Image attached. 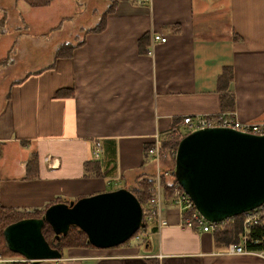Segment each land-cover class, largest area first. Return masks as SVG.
<instances>
[{
    "label": "crops",
    "instance_id": "1",
    "mask_svg": "<svg viewBox=\"0 0 264 264\" xmlns=\"http://www.w3.org/2000/svg\"><path fill=\"white\" fill-rule=\"evenodd\" d=\"M50 1L34 8L41 14L53 8L56 0ZM85 1L71 0L50 37H29L22 16L15 22L22 31L3 29L0 0V60L11 58L0 67L3 207L43 210L142 177L154 180L173 163L146 157L145 149L187 115L232 113L243 123L264 122V0H114L103 29L84 33L71 57L46 67L68 41L55 39L57 31L83 18L95 25L107 0ZM22 2L10 3L20 8ZM153 33L166 40L152 42ZM144 34L148 51L138 50ZM225 67L232 70L233 96L226 111L216 87ZM96 140L98 159L92 158ZM161 207L167 223L149 226L142 241L67 247L59 259L25 264H264V256L225 253L214 233L180 226L169 201L162 199ZM7 257L0 255V264L27 261Z\"/></svg>",
    "mask_w": 264,
    "mask_h": 264
},
{
    "label": "water",
    "instance_id": "2",
    "mask_svg": "<svg viewBox=\"0 0 264 264\" xmlns=\"http://www.w3.org/2000/svg\"><path fill=\"white\" fill-rule=\"evenodd\" d=\"M173 175L203 219L219 222L248 212L264 202V134L231 127H204L183 135L174 153ZM40 217L5 226L11 253L31 262L62 257L44 239L42 224L55 239L78 227L87 241L109 248L146 227L138 199L126 187L49 205Z\"/></svg>",
    "mask_w": 264,
    "mask_h": 264
},
{
    "label": "trees",
    "instance_id": "3",
    "mask_svg": "<svg viewBox=\"0 0 264 264\" xmlns=\"http://www.w3.org/2000/svg\"><path fill=\"white\" fill-rule=\"evenodd\" d=\"M27 4L33 6V7H39V6H47L50 4V0H23ZM111 5L104 11V14L101 18V21L99 24H97L95 27L88 29L86 32L90 31H99L104 28L105 24V17L106 15L113 10L114 7V0H111ZM85 32V33H86ZM148 38L147 35H143L139 39V47L140 51H148ZM147 42V45L143 46V41ZM81 44V40L77 41L75 44L64 42L57 46L55 52L53 53V61L46 67H52L57 61V59L60 58H68L72 56V51L76 48L77 45ZM11 62V58L8 56L4 59L0 60V67L6 66ZM232 70L230 67H225L224 70H222L217 78V91L220 95V102L222 109L224 111L226 110H232L233 108V96L228 92V85L232 80ZM62 91V90H61ZM180 137H170L167 136L162 142L163 147L165 149L170 148H176V145L178 143V139ZM147 154V148L145 149V152L143 155L146 157ZM172 163L174 164V160H172ZM173 166V165H172ZM172 166L170 167L171 169ZM160 186L162 189V198L166 201L170 200L171 196V184H169V181H166L164 177H160ZM128 188V187H126ZM130 190V188H128ZM133 195L138 199V201L141 204V207L144 208L150 198L154 197V194L156 193L155 189V181L151 178H143L141 181H137L136 185L130 190ZM45 209L43 210H17L12 208H6L1 206L0 204V255L4 256L5 253L18 255L16 253H11V251L7 248L6 242L3 237V229L8 224L15 222L22 218L27 217H40L44 213ZM245 213H241L229 218H226V220L220 222V226L216 231H213L215 235V240L217 242L223 243L228 245V243H240L244 239L245 247L248 250H263L264 249V222H260L254 225H250L248 227L243 226ZM147 227V226H146ZM145 227V228H146ZM140 231H143L141 228H139L132 236H136ZM42 233L44 235V239L47 240V242L50 244L51 247L57 248L58 251L62 252L64 248L67 247H94L87 241L86 234L80 230L77 226L76 227H70L67 234L63 237L62 235L58 237V239L53 238L54 233L50 225L48 223L42 224ZM131 236V237H132ZM127 242L124 241L123 243ZM4 252V253H3ZM20 256V255H18ZM28 261L23 262H14L13 264H25Z\"/></svg>",
    "mask_w": 264,
    "mask_h": 264
},
{
    "label": "built area",
    "instance_id": "4",
    "mask_svg": "<svg viewBox=\"0 0 264 264\" xmlns=\"http://www.w3.org/2000/svg\"><path fill=\"white\" fill-rule=\"evenodd\" d=\"M150 0H142V2H149ZM152 42H164L166 40L165 36L160 33H153L150 35ZM231 127L237 130L264 134V122L262 123H251V122H240L237 120L232 113H218V114H195L187 115L182 118L181 125L178 127H173L171 133L168 135L170 137H182L183 135L204 127ZM153 144L147 149V154L149 157L159 160L161 158L172 159L175 156L176 148L165 149L163 147L161 140L154 136ZM92 147V158L98 159L100 157V144L99 141H95ZM160 177H164L166 181L171 184V196L170 204L179 213V223L180 226L184 228L197 229L204 232L216 231L220 226V222H210L198 213L191 198L184 193L182 187L175 181L173 175V169H163L158 170L155 174V189L156 193L154 197L150 198L148 204L142 208L143 221L146 226H153L159 228L167 223L165 217H163L162 206V190L160 186ZM260 222H264V202L258 207L245 212V217L243 221V226L248 227ZM224 252L227 254H256L258 256H264L263 250H248L245 247L244 239L240 243H228L224 248Z\"/></svg>",
    "mask_w": 264,
    "mask_h": 264
},
{
    "label": "rangeland",
    "instance_id": "5",
    "mask_svg": "<svg viewBox=\"0 0 264 264\" xmlns=\"http://www.w3.org/2000/svg\"><path fill=\"white\" fill-rule=\"evenodd\" d=\"M2 1L4 3L2 6V12H3L2 16L5 17V20L3 23V29L10 31V32H14L15 34H17L19 31H22L25 28V29H27L26 35H29V37L30 36L38 37L39 34H44V33L50 37V35H52L53 33H51V34L49 33V31H50L49 28L57 26L59 23L58 19L60 17H62L63 15L69 14L68 12H70V8H71L70 7L71 6V0H67L65 2H63L61 0H58L59 1L58 2L56 0L53 3V8L41 10V14H40L39 13L40 11L37 12V10H39L38 8H34L33 6L27 4L24 1L22 2V5L20 6V8L18 6H13V5H11L12 3H10L12 1L15 2L18 0H2ZM87 2L89 3L90 0L85 1V3H87ZM111 2H112L111 0L105 1V3H106L105 7L102 10L97 11L98 12L97 15L99 17V20L95 25H92L91 23L86 21L85 18H83L82 21H78L79 25L81 22V26H78V24L76 25V22L72 21L74 23H68L66 27L62 26L61 31H57V32H60V34L57 35L55 37V39L56 38L57 39L64 38L63 40H68L67 42L72 43V44H75L77 41H80L81 37L84 35V33L88 29H91L100 23L101 18L104 14V11L111 5ZM99 4H100V1H99ZM89 12H90L89 10L85 11V13H89ZM20 16H22L21 18L25 20V27L24 28H22L23 25L21 23H19L18 26H17V23H15L17 20L20 19ZM88 16H89V14H88ZM90 25H92V26H90ZM65 28H66V30L64 31ZM72 34H75V37L72 38L71 37ZM34 42L37 43L38 45H40L39 42H37V41H34ZM30 43H32V42H29V45H31ZM19 45H20V43H19ZM17 48H19V46H17ZM35 48H37V46H35ZM38 48H39L40 52L43 53L46 51L47 46H45L43 49L41 48V46H39ZM23 55H24V63H26V61L31 56L28 55L27 52H25ZM179 139H178V141H179ZM171 160H174V157ZM173 166H174V164H173ZM141 179H143V177L140 179L134 180V183L132 185L128 186V188H130V190H132V188L136 185L137 181H141ZM148 227H149V225H147L146 228H143V231H140L138 234H136V236L130 237L127 240V242L128 243H134V242L142 241L145 237L144 233L148 230ZM4 256H6V257L8 256L7 258H10V259H12V258L23 259V257H21V256L13 255V254L11 255L8 253H5Z\"/></svg>",
    "mask_w": 264,
    "mask_h": 264
}]
</instances>
